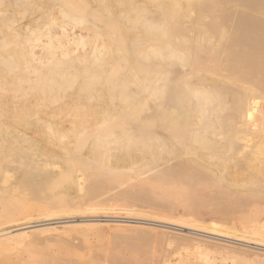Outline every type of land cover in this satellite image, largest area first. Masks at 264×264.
Listing matches in <instances>:
<instances>
[{
  "label": "rangeland",
  "instance_id": "1",
  "mask_svg": "<svg viewBox=\"0 0 264 264\" xmlns=\"http://www.w3.org/2000/svg\"><path fill=\"white\" fill-rule=\"evenodd\" d=\"M23 1L0 0V264H264V251L262 253L255 249L264 246V85H257L256 81L248 78L244 66L233 65L231 68V58L226 52L219 54L217 62L205 63L204 67L197 62V65L190 63L191 67H185L184 63H188L183 62L184 55L181 56L183 59H178L175 63L169 59L164 60L169 61L168 64L166 62L167 66H163H166L164 69L163 62L160 64L161 59L158 57L157 60L136 58L134 55L139 50L152 49L153 46L144 45L137 49L125 42L117 48L115 37L112 40L110 35L114 34L117 38L118 31L113 27L102 26L98 21L102 17H111L108 14L115 9L105 12L100 0H77V5L88 4L91 9L87 8L86 15L76 17V20H84L75 22L62 17L65 14L53 4L56 0ZM113 1L116 6L117 3ZM119 8V12L113 11L114 15H111L115 16L117 13V17L123 16L119 14L123 9ZM80 17L82 18L79 19ZM85 24L92 30L89 31ZM97 28L107 38L104 44L94 42L97 32L99 33ZM122 29L128 35L132 33L130 37L143 34L138 29L140 33L135 29ZM104 30L110 31V34ZM125 31H122L124 35ZM63 32L66 33L67 40ZM49 35H56L61 40L49 43ZM82 36L85 37L83 41L90 39L86 41L89 44L75 43ZM47 43L49 46L45 48ZM117 57L118 60L114 59ZM238 69L245 70V74L243 71L236 74L240 72ZM163 70L170 71L168 83L174 79L180 80V83L188 79L187 83L183 82L187 87L195 84L189 89L205 87L203 89L209 96V101L212 100L209 103L214 108L208 103L205 116L194 113L190 121L197 125L188 128V131L202 130L204 121L208 122L211 118V128L200 132L204 136L201 137L202 140L189 141L190 143L184 141L188 143L187 146H183V141L182 145L180 141H173L175 146L169 144L174 146L170 148L173 151L167 152L170 146H165L166 143L163 144L160 140L163 134L170 137L172 132L158 127L159 123L155 119L150 130L152 133L156 132V141L160 139L162 144L156 146L158 142L154 141L156 149L153 153L134 151L137 149L123 152L111 150L114 152L109 151L105 159L98 157V162L94 160L97 156H93L91 149L95 142L91 141L90 135L97 132L101 124H139L141 121L145 122V118L154 119L155 107L160 103L151 88L161 83L153 72ZM149 73L153 75L150 76ZM144 81L148 85L142 84ZM134 91H141L142 94L138 103L135 101L136 109L131 111L133 104L126 97ZM211 96H217V99ZM251 97L258 103L254 105L257 110H254L252 121L243 115L244 102ZM127 112L132 115L125 119V123L121 116ZM198 116H204L203 121ZM214 121L216 123H212ZM183 122L186 120L180 119V123ZM239 123H244V126ZM227 125L230 128H226ZM73 126L80 128H76V131ZM224 128L225 131L228 130L226 133ZM250 130L255 132L254 135ZM229 131L232 135L228 134ZM205 135L210 139H205ZM249 136L256 138L255 142H251L254 139ZM230 137L232 141H229ZM194 142L199 143L191 145ZM205 142L215 143L216 149L215 145L208 146ZM181 148L183 154L175 151H180ZM54 156L57 157L52 158ZM131 156L140 157L134 159ZM151 158L153 162L150 161ZM168 160L173 162L168 163ZM164 161L168 164H164ZM189 163L192 170L185 172L181 167L184 170L177 173L180 169L178 166H190L185 165ZM106 165L107 168L102 167ZM194 167L199 168L195 170ZM193 171L198 175L196 178ZM233 172L239 173L238 177L241 174L244 177L238 180ZM210 173L219 177L218 180L213 179L214 176ZM24 177H29L32 179H28L30 183H33L28 184ZM220 177L225 180L221 181ZM228 177L229 181L235 179L237 183H229ZM244 178L248 179L245 182L247 184L253 180L261 182L262 188L257 182L244 184ZM241 180L243 182L239 183ZM93 181H102L103 184H95ZM24 184L26 185L23 186ZM94 184L99 188L92 187ZM214 184H218L217 187ZM250 187L252 188L249 189ZM254 189L263 191L251 192ZM230 190L235 191L230 193ZM221 206L226 207L228 215ZM159 219L162 221L159 222ZM60 220L62 221L58 224ZM230 227L233 232L229 230ZM229 232L235 236H229ZM214 235L232 239L236 237L235 240L251 246L218 241L214 239ZM212 237L213 241L210 240ZM217 241L224 245L220 244V247L219 243H215Z\"/></svg>",
  "mask_w": 264,
  "mask_h": 264
},
{
  "label": "bare ground",
  "instance_id": "2",
  "mask_svg": "<svg viewBox=\"0 0 264 264\" xmlns=\"http://www.w3.org/2000/svg\"><path fill=\"white\" fill-rule=\"evenodd\" d=\"M58 1V2H57ZM77 0H56V2H53V4L56 6V7H59L62 12L66 15L63 16L62 14V17L63 18H66V19H70L72 20L73 22L75 21H82L84 20L82 17H80L79 19L81 20H76V17L77 16H80V15H86L87 13V8H90L91 7H88V4L86 6L84 5H77ZM92 1V0H91ZM113 0H100V4L101 6L104 7V9L106 10H103V12H107V11H110L113 10V8L115 10L113 11H118V8L119 7H122L123 10H120V13L119 14H122L123 16H120L117 17L116 15H118L117 13H115V16H112L114 15V13H112L113 11L110 12V15L108 14V16H111V17H102L100 18L98 21L100 24H102V26H106V27H113L114 29H116V31H118L117 33V38L116 36L113 34V35H110L112 36V40H114L113 37H115V44L117 45V48L119 46H123V43L125 42H128V43H131L130 45L133 46V48H137V49H140L141 47H143L144 45H150V46H153L152 49H148V50H139L138 54L137 55H134L136 56V58H141L143 60H150L151 58H155L158 57L159 60H163L161 61L160 60V64H162V67L166 64L167 61H164V60H168L170 62L173 61V63L177 62L178 59H183V62L185 61L186 63L188 64H185L184 63V66L188 65L187 67L190 66V63L191 64H195L196 62L200 65H202V67H204V64L205 63H213V62H217L218 61V57H219V54L221 52H226V54L228 55V57H230L231 59L229 60V63L231 65V68H233V65H241V66H244L245 69H246V76L250 79H253L254 82L257 84V85H264V0H115V2L117 3L116 6H114V1L112 2ZM25 2V0L23 1ZM28 2V1H26ZM19 4V3H18ZM53 5V6H54ZM54 6V7H55ZM94 7V6H92ZM96 7V5H95ZM53 8V7H52ZM101 8V7H100ZM120 9V8H119ZM53 10V9H52ZM99 10V9H98ZM93 10H91L92 12ZM100 11V10H99ZM90 12V11H88ZM112 13V15H111ZM49 14V13H48ZM46 17V16H45ZM121 17H123V19H121ZM60 18V17H59ZM62 20V19H61ZM51 22V21H50ZM42 23V22H41ZM89 23V22H88ZM30 24V23H29ZM78 24V23H76ZM92 25V23H90ZM86 25V24H85ZM50 26V25H48ZM90 26V25H88ZM94 26V24L92 25ZM91 26V27H92ZM96 26V25H95ZM68 27V26H67ZM87 27V25L85 26ZM98 27V26H97ZM34 28V27H33ZM89 29V31H91L92 29H90L89 27H87ZM93 28V27H92ZM95 28V27H94ZM100 28V27H99ZM122 28H128L129 30L130 29H135L136 31L138 30H141V32H143V34H134V36L130 37L132 35V33H130L131 35H128V33H126V31ZM98 29V28H97ZM101 29V28H100ZM100 29H98L99 33L97 32L96 34V38L94 42H96L97 44H104L106 41V37L103 33H100ZM138 29V30H137ZM83 30V29H82ZM87 30V29H86ZM121 30V31H120ZM64 31V30H63ZM105 33L108 32L110 34V31L108 30H104ZM125 31V34L123 32ZM29 32V31H28ZM27 32V34H28ZM33 32V31H32ZM36 32V31H35ZM145 32V33H144ZM22 33V32H21ZM26 33V32H25ZM24 33V35H25ZM138 33H140V31H138ZM30 34V32H29ZM64 34V35H63ZM63 36H65L66 38V33L63 32ZM18 35L19 32H18ZM48 35V33H47ZM129 36V37H127ZM48 40H49V43L53 42V40H61V38L59 37H56L53 36V35H49L48 36ZM65 38H62V39H65ZM106 38V39H105ZM25 39V38H24ZM85 39V37H81L80 39H76L75 43H77V45H80L81 43L80 42H86V41H89L90 39H87L85 41H83ZM67 40V38H66ZM129 40V41H128ZM38 41H36L37 43ZM40 42V41H39ZM75 43L74 46H75ZM88 42H86L87 44ZM89 44V43H88ZM60 45V43H59ZM94 45V44H92ZM114 45V44H113ZM119 45V46H118ZM48 43L46 44V47L47 48ZM51 46V45H50ZM63 46V45H62ZM103 47V45H101ZM100 46V48H102ZM106 46V45H104ZM83 47V46H82ZM129 47V46H127ZM181 47V48H179ZM61 48V46L59 47ZM105 48V47H104ZM132 48V47H131ZM129 48V49H131ZM190 48V49H189ZM96 49H99V48H96ZM128 49V50H129ZM44 51V50H43ZM120 51V50H119ZM132 51V50H131ZM95 53V52H93ZM118 54V53H117ZM66 55V54H65ZM184 55V57H183ZM116 56V55H115ZM118 56V55H117ZM125 56H130V55H125ZM155 56V57H154ZM183 58H182V57ZM187 58H186V57ZM191 56V58H190ZM123 57V56H122ZM181 57V58H180ZM120 58V57H119ZM126 58V57H124ZM114 59H117L118 60V57L117 58H114ZM129 59V57H128ZM174 59V60H173ZM157 60V59H156ZM155 60V61H156ZM176 60V61H175ZM100 61V60H99ZM169 61L167 62V64L169 63ZM190 61V62H189ZM132 62V61H131ZM152 62V61H151ZM111 63V61H110ZM137 63V62H136ZM158 63V62H156ZM196 63V65H197ZM159 64V65H160ZM166 64V66H167ZM137 65V64H136ZM159 65H155L160 67ZM172 65V63H171ZM174 65V64H173ZM177 65H179V63H177ZM218 65V64H217ZM153 66V65H152ZM165 66V67H166ZM185 66V67H186ZM193 66V65H192ZM157 67V68H158ZM163 67V69L165 68ZM175 67V66H174ZM183 67V66H182ZM191 67V66H190ZM201 67V66H200ZM238 67V66H237ZM177 68V67H176ZM175 68V69H176ZM197 68V67H196ZM155 69V68H154ZM153 68H151V70H154ZM160 69V68H159ZM237 69V68H236ZM180 70V69H179ZM178 70V71H179ZM182 70V69H181ZM240 72H236V74H240L241 71H244L245 70H240L238 69ZM147 71V70H146ZM145 71V72H146ZM197 71H200V69H197ZM93 72V71H92ZM158 71H155L153 73H155L157 76L156 77H159V80H160V83L159 85L156 86H152V91L154 93V96L157 97V100L158 102L160 103L157 107H155L156 109V115L154 116V119L152 118H145V122H142L141 123H126V120L125 119H128L129 117H131V111H133L135 108L136 109V103L135 101H139V96L142 94V92L138 91L139 93H136L134 91V93L130 92L127 94V97H126V100L128 99L129 102H131L133 105V107H131V111L130 112H127V113H124L121 117L125 120V123L124 125L122 124H119V125H116V126H111L108 125V124H101V127L100 129L97 131V132H94L90 135V139L92 142H95V145H94V148L92 147V151L91 153L93 154L94 157H96L94 160H97V158L101 157L102 159H105L104 157L106 156V154L111 151V150H114V151H133L132 149H137V150H134V151H142L144 153H153L154 150L156 149L155 146H153V143L154 141L155 142H158L157 144H155L156 146L157 145H161L162 143L165 144V146L168 144L171 143V145H176V144H173L172 142L173 141H180V143L183 141H200L201 137H204L202 134H200L201 131L203 130H208L211 128V121L209 118L208 122H205L204 121V125H203V129L202 130H198V131H192V129H190V131H188V128L190 127H196L195 125H197L196 123H192L190 121V118H192L191 116L195 115L196 114H199L201 116L204 115L206 113V109H207V104L211 101H209V96L206 94L205 90L203 88L202 89L197 87V88H190L189 87H193L194 85H190L189 87H187V85H185V83L183 82H186V80L188 81V79H184L183 81H181L182 83H180L179 81H175V79L171 82H167V79L169 77V74L168 72H170L168 70V72L166 71H159V73H157ZM172 72V71H171ZM176 70L173 71V73H175ZM183 72V71H182ZM91 73V72H90ZM178 73V72H177ZM192 73V72H191ZM200 74V72H198ZM197 73V74H198ZM151 74V75H150ZM178 74H181V73H178ZM177 74V75H178ZM245 74V73H244ZM64 75V74H63ZM148 75V74H147ZM150 76H152L153 74L152 73H149ZM176 75V74H175ZM189 75V74H188ZM243 75V74H242ZM241 75V76H242ZM127 76V75H126ZM132 76V75H131ZM149 76V78H150ZM186 76V75H185ZM240 76V77H241ZM101 77V76H100ZM130 77V75H129ZM145 77V76H144ZM182 77V76H181ZM180 77V78H181ZM188 77V76H187ZM64 78V77H63ZM98 78V77H97ZM104 78V77H103ZM127 78V77H126ZM133 78V77H131ZM153 78V77H152ZM178 78V77H177ZM65 79V78H64ZM129 79V78H128ZM126 79V80H128ZM146 79V78H144ZM155 79V77H154ZM154 79H151V80H154ZM158 79V78H156ZM117 80V79H116ZM119 80V79H118ZM134 80V79H132ZM158 80V81H159ZM65 81V80H64ZM175 81V82H174ZM129 82V81H128ZM147 82V81H146ZM120 83V81H119ZM130 83V82H129ZM133 83V82H132ZM137 83V82H136ZM145 83L142 82V84ZM149 83V82H148ZM187 83V82H186ZM199 83V82H198ZM210 83V82H209ZM124 83H122L123 85ZM131 84V83H130ZM147 84V83H145ZM202 84V82H201ZM205 84V83H204ZM224 84V83H223ZM251 84V83H249ZM139 85V84H138ZM148 85V84H147ZM145 85V86H147ZM252 85V84H251ZM118 86V85H117ZM127 86V85H125ZM144 86V85H143ZM144 86V87H145ZM120 87V86H118ZM143 87V88H144ZM196 87V86H195ZM219 87H222V86H219ZM147 88V87H146ZM208 88V87H207ZM223 88V87H222ZM221 88V89H222ZM145 89V88H144ZM120 90V89H119ZM264 90V88H263ZM209 91V89H208ZM211 91V90H210ZM233 91V90H232ZM127 92V91H125ZM213 92V91H212ZM250 93V92H249ZM264 93V92H263ZM120 94V93H119ZM144 94V93H143ZM210 94V93H209ZM153 95V94H152ZM220 95H224V94H220ZM242 95V94H241ZM117 96V95H116ZM126 96V95H125ZM211 97H217V96H211ZM240 97V96H239ZM222 98V97H221ZM217 99V98H216ZM243 99V98H242ZM223 100V99H221ZM220 100V101H221ZM217 101V100H215ZM224 101H226L224 99ZM222 101V102H224ZM214 102V100H213ZM242 102V101H241ZM240 102V104H241ZM138 103V102H137ZM209 103V104H210ZM239 103V102H238ZM245 104V111H244V118L246 119H249L250 121L251 118H253L252 116H254V110H257V108L255 109L254 105H256V100L255 98H247L246 101L244 102ZM146 104V102L144 103V105ZM208 104V106H209ZM214 104V103H213ZM239 104V105H240ZM243 104V103H242ZM258 104V103H257ZM211 105V104H210ZM238 105V106H239ZM131 106V105H130ZM213 107V105H211ZM210 106V107H211ZM242 106V105H240ZM244 106H242L243 108ZM214 108V107H213ZM212 108V109H213ZM219 108V107H218ZM238 108H241V107H238ZM211 110V109H210ZM214 110V109H213ZM114 111V110H112ZM239 111H241L239 109ZM214 113V111H212ZM135 113V112H133ZM114 114V113H113ZM208 114V113H207ZM240 114V112H239ZM254 114V115H253ZM153 115V114H152ZM190 115V116H189ZM206 115V114H205ZM204 115V116H205ZM212 115V113H211ZM113 116V115H112ZM189 116V117H188ZM198 116V117H200ZM203 116V117H204ZM196 117V116H195ZM197 117V118H198ZM202 117V118H203ZM212 117V116H210ZM213 117H215V121H216V116L214 115ZM212 117V118H213ZM243 117V116H242ZM201 118V117H200ZM201 118V119H202ZM220 118H221V115H220ZM131 119V118H130ZM143 119V118H142ZM157 119V122L159 123L158 127L160 128H165L169 129V132L171 133L172 132V135L170 137H166V135H162V138L161 140L158 139V141H156V132L152 133L150 128L152 127V125H154V120ZM180 119H183L184 121L186 120V122L183 124L180 123ZM218 119V118H217ZM134 120V119H133ZM144 120V119H143ZM192 120V119H191ZM222 120V119H221ZM140 121V120H139ZM194 121V120H193ZM201 121V120H200ZM203 121V119H202ZM212 122V123H216V122ZM248 121V120H247ZM156 122V121H155ZM199 122V121H198ZM222 122V121H221ZM120 123H122L120 121ZM223 123H226V122H223ZM228 123V122H227ZM241 123V122H240ZM239 123V124H240ZM252 123V122H251ZM117 124V123H115ZM114 124V125H115ZM185 124V125H184ZM244 124V123H243ZM243 124H240L242 126H244ZM249 124V123H247ZM259 124V123H258ZM83 125V124H81ZM230 125V124H229ZM229 125L226 126V128H230ZM260 125V124H259ZM103 126V127H102ZM255 126V125H254ZM257 126V124H256ZM74 127V126H73ZM95 127V126H94ZM201 127V126H200ZM216 128V126H214ZM225 127V126H223ZM247 127V125H246ZM258 127V126H257ZM75 128V127H74ZM77 128V126H76ZM75 130L77 131L78 128H80V126ZM244 128V127H243ZM242 128V129H243ZM260 128V127H259ZM164 129V130H165ZM195 129V128H193ZM75 130H72L73 133L75 132ZM214 130V129H213ZM217 130V129H216ZM222 130V129H221ZM230 130V129H229ZM258 130V129H257ZM68 131V129H67ZM152 131H153V128H152ZM156 131V130H155ZM228 131V130H226ZM225 131V128H224V132L226 133ZM239 132H242L240 130H237ZM253 132V130H250ZM249 131V132H250ZM255 131V130H254ZM71 132V131H70ZM163 132V131H162ZM251 132V133H252ZM66 133V132H64ZM158 133V132H157ZM208 133V132H207ZM210 133V132H209ZM224 133V134H225ZM243 133V132H242ZM249 133V134H251ZM255 132H253V135H254ZM259 133V132H258ZM166 134V133H165ZM217 134V133H216ZM223 134V135H224ZM228 134H231L232 133L229 131ZM227 134V135H228ZM234 134V133H233ZM246 135V133H243V135ZM248 134V133H247ZM256 134H257V131H256ZM170 134L168 133V136ZM211 135V134H210ZM222 135V136H223ZM240 135V134H239ZM252 135V136H253ZM67 136V135H66ZM165 136V137H164ZM209 136V135H208ZM227 137V136H226ZM234 137V136H233ZM232 137V138H233ZM245 137V136H244ZM250 137V136H249ZM159 138V136H158ZM210 139L209 137H207L205 135V139ZM242 138V137H241ZM241 138H239L241 140ZM251 138V137H250ZM204 139V140H205ZM251 139H254V140H251ZM251 142L256 140V138H251ZM75 140V139H74ZM89 140V139H88ZM162 141V143L160 141ZM202 140V139H201ZM227 140V139H226ZM229 140V138H228ZM249 140V138H248ZM76 141V140H75ZM165 141V142H163ZM229 141H232L231 140V137H230V140ZM234 141V140H233ZM204 142V141H202ZM201 142V144H202ZM209 142H211V140H209ZM243 142H246V141H243ZM250 142V143H251ZM175 143V142H174ZM177 143V142H176ZM190 143V142H189ZM199 143V142H197ZM197 143H192L191 145H196ZM229 143V142H227ZM92 144V143H91ZM187 146V142H184V145L183 146ZM204 144H208L209 145H215V143H208V142H205ZM203 144V145H204ZM216 144H219L218 142ZM226 144V143H224ZM231 144V143H230ZM233 144V142H232ZM241 144V143H240ZM243 144V143H242ZM246 144V143H245ZM256 144V143H253V145ZM171 145H169V150L167 152H169L170 148H173L174 146L171 147ZM182 145V143H181ZM202 145V146H203ZM228 145V144H227ZM226 145V146H227ZM234 145V144H233ZM93 146V145H92ZM163 146V145H162ZM164 146V147H165ZM206 146V145H205ZM203 146V147H205ZM206 146V147H208ZM219 146V145H218ZM232 146V145H230ZM230 146L229 149H230ZM248 146V145H247ZM246 146V149H248ZM166 147V148H168ZM189 147V146H188ZM192 147V146H191ZM216 145L214 146V149ZM242 147V146H241ZM250 147V146H249ZM177 148V147H176ZM219 150H220V147H218ZM182 150L179 151V149H175V151L177 153H182L181 151H183V148H181ZM209 149V148H208ZM212 146H211V150H212ZM225 149V147H224ZM223 149V150H224ZM188 150V148H187ZM186 150V151H187ZM190 150V148H189ZM114 151H111L114 152ZM173 151V150H172ZM217 151V150H216ZM227 151V149H226ZM226 151H223V152H226ZM229 151V150H228ZM232 152V151H230ZM89 152V154H91ZM156 153V152H155ZM179 153V154H180ZM184 153V151H183ZM182 153V154H183ZM120 154V153H119ZM118 154V155H119ZM161 154V153H160ZM170 154H172V152H170ZM227 154V153H226ZM157 155V154H155ZM173 155V154H172ZM175 155H178V154H175ZM258 155V154H257ZM115 156L112 155V157ZM57 156H54L52 158H55ZM107 157V156H106ZM131 157H134V156H131ZM137 158L140 157V156H136ZM136 157H134V159H136ZM143 157V156H142ZM232 157V156H230ZM251 157V156H250ZM98 158V159H99ZM129 158V157H128ZM92 159V160H93ZM101 159V160H102ZM178 159V158H176ZM182 159V158H181ZM143 160V159H142ZM179 160V159H178ZM247 160V159H246ZM119 161V160H118ZM148 161V160H147ZM146 161V162H147ZM152 161V158L151 160ZM156 161V160H155ZM159 161V160H158ZM175 161V159H174ZM230 161V160H229ZM98 162V160H97ZM100 162V160H99ZM153 162V161H152ZM165 162L167 161H164V164H166ZM169 162H173L172 160H168V163ZM178 162H181V161H177ZM186 162V161H185ZM195 162V161H194ZM101 163V162H100ZM155 163H158L157 161ZM167 163V164H168ZM177 163H173V165H177ZM182 163V162H181ZM187 163V162H186ZM193 163V162H192ZM87 164V162H86ZM116 164V163H115ZM150 164V163H149ZM148 164V165H149ZM166 164V165H167ZM172 164V163H171ZM203 164V163H201ZM249 164V163H248ZM103 165V164H102ZM118 165V164H117ZM123 165V164H122ZM163 165V163L161 164ZM185 165H190L189 164H185ZM88 166H91V165H88ZM142 166H145V165H142ZM158 166V164L156 165ZM204 166V165H203ZM220 166V165H219ZM93 167V166H92ZM98 167V166H97ZM96 167V168H97ZM101 167V166H99ZM103 168H107V165L106 167L102 166ZM126 167V165H125ZM130 167V166H128ZM163 167H167V166H163ZM162 167V168H163ZM177 167V166H176ZM183 167L185 169V172H187L186 170L190 171L192 170V167L191 165L190 166H185L182 164V166H178L177 168H180L179 171H177V173L181 172L180 170H182ZM95 168V169H96ZM110 168V167H109ZM195 168V167H194ZM196 168H199V167H196ZM195 168V170H196ZM208 168V167H207ZM113 169V168H111ZM169 169V168H168ZM183 169V170H184ZM206 170V168H204ZM230 169V168H229ZM167 170V169H166ZM165 170V172H166ZM24 171V170H23ZM170 171V170H169ZM198 171V170H197ZM201 171V170H200ZM240 172V171H239ZM215 173V172H214ZM24 174V173H23ZM174 174V173H173ZM180 174V173H179ZM212 174V173H210ZM216 174V173H215ZM235 174V175H234ZM237 174V175H236ZM25 175V174H24ZM168 175V174H167ZM214 176V174H212ZM218 175V174H217ZM221 175V174H220ZM254 175V174H253ZM256 175V174H255ZM36 176V175H35ZM34 176V177H35ZM185 176V175H183ZM193 176L196 178L197 173L193 171ZM230 176V175H229ZM233 176H236L237 179L239 180L240 177H244L242 174L240 177L239 176V173H236V172H233ZM252 176V175H250ZM20 177V176H19ZM51 177V176H49ZM218 177V176H217ZM224 178V176H221ZM220 177L221 181H224L222 178ZM257 177V175H256ZM25 178V177H24ZM33 178V176H32ZM37 178V177H36ZM200 178V177H199ZM219 178V177H218ZM218 178H216L214 176L213 179H216L218 180ZM232 178H235V177H232ZM231 178V179H232ZM248 178V177H246ZM28 182V184L30 183L29 180H32L30 179L29 177L28 178H25ZM29 179V180H28ZM49 179V178H48ZM51 179V178H50ZM183 179V177H182ZM21 180V179H20ZM35 180V179H33ZM52 180V179H51ZM187 180V179H186ZM197 180V179H196ZM228 181L230 180V178L228 177L227 179ZM226 180V181H227ZM235 181V179H233ZM243 180V179H242ZM239 181V183L243 182V181ZM248 179L245 180L244 178V184H247L245 182H247ZM174 181V179H173ZM211 181V179H210ZM213 181V180H212ZM211 181V182H212ZM234 181H229V183H237V180L234 182ZM253 180V182L250 181V185L251 183L254 184L256 183L257 181ZM24 182V181H23ZM47 182V181H46ZM95 184H103L101 183L102 181H99L98 182H95L93 181ZM33 183V182H31ZM30 183V184H31ZM199 183V182H198ZM201 183V182H200ZM206 183V182H205ZM227 183V182H226ZM238 183V184H239ZM259 183V182H257ZM261 183V182H260ZM259 183L260 187L262 186L261 184ZM27 184V186H28ZM94 184V186L92 185V187H96ZM156 184V183H154ZM219 184V183H218ZM217 184V185H218ZM243 184V183H242ZM247 184V185H249ZM26 184H24L23 186H25ZM37 185V184H36ZM163 185V184H162ZM216 184H214V186L217 187ZM220 185V184H219ZM264 185V184H263ZM98 186V185H97ZM100 186V185H99ZM227 186V185H226ZM234 186V185H233ZM244 186V185H243ZM30 187V186H28ZM90 187V186H89ZM231 187V186H229ZM238 187V186H237ZM248 187V186H247ZM96 188H99V187H96ZM95 188V189H96ZM101 188V187H100ZM133 188V187H132ZM234 189V187H231ZM252 187H250L249 189H251ZM256 188H258L256 186ZM262 188V187H261ZM35 189V188H33ZM71 189V188H70ZM224 189V188H223ZM227 189V188H226ZM249 189L247 191H249ZM264 190V187L262 188ZM261 189V190H262ZM72 190V189H71ZM74 190V189H73ZM125 190V189H124ZM195 190V189H194ZM228 190V189H227ZM257 190H260V189H257ZM256 190V191H257ZM260 190V191H261ZM262 190V191H263ZM95 191V190H93ZM122 191V189H121ZM127 191V190H126ZM221 191V190H220ZM219 191V192H220ZM235 190H230V193L233 192ZM246 191V189H245ZM245 191L243 193H245ZM254 190H252L251 192H254ZM255 191V192H256ZM259 191V192H260ZM256 193V194H259ZM234 193H239V192H234ZM214 194H216L214 192ZM242 194V192H241ZM117 195V194H116ZM213 195V194H211ZM231 195V194H230ZM235 195V194H234ZM244 195V194H242ZM192 196H193V193H192ZM215 196V195H214ZM261 196V195H259ZM195 197V196H194ZM250 197V196H249ZM196 198V197H195ZM204 198V197H203ZM212 198H215V197H212ZM248 199V198H247ZM201 199H199L200 201ZM236 200H241V199H236ZM196 201V200H195ZM209 201V200H208ZM211 201V199H210ZM231 201V200H230ZM248 201V200H246ZM200 203L202 204V201H200ZM227 203V202H226ZM240 203V202H239ZM228 204V203H227ZM234 204V203H233ZM200 206V204H198ZM215 205V204H214ZM217 205V204H216ZM225 205V204H224ZM219 206V205H218ZM228 208L230 209V206L227 205ZM202 207H207V206H202ZM201 207V208H202ZM221 209H225L226 207L224 206H221L220 207ZM227 208V210H228ZM195 209H198V208H195ZM215 209V208H214ZM231 209H233V206L231 207ZM215 210H218V209H215ZM255 210V209H254ZM252 210V212L254 211ZM206 211V210H205ZM210 211V210H209ZM226 211V209H225ZM233 211V210H232ZM250 211V210H249ZM218 213V212H217ZM221 213V211H220ZM230 213V212H229ZM234 213V212H233ZM232 213V214H233ZM237 213V212H236ZM235 213V214H236ZM249 213V212H248ZM195 214V213H194ZM214 214V213H213ZM226 214H227V211H226ZM130 215V214H129ZM195 215H198V214H195ZM221 215V214H220ZM228 215V214H227ZM226 215V216H227ZM230 215V214H229ZM251 215H254V214H251ZM233 216V215H232ZM235 216V215H234ZM224 217V216H223ZM231 217V216H230ZM203 218V217H202ZM247 218V217H246ZM90 219V218H89ZM164 219V218H163ZM235 219V217H234ZM100 220V219H99ZM221 219H219L220 221ZM224 221L226 220V217L225 219H223ZM238 220V219H237ZM259 220V219H258ZM257 220V221H258ZM62 220L59 221L58 224H60ZM66 221V220H65ZM72 220H70L71 222ZM77 221V220H75ZM79 221V220H78ZM83 221V220H82ZM90 221V220H89ZM157 221V220H156ZM162 221L159 219V222ZM168 221V220H167ZM189 221V220H188ZM214 221V220H213ZM230 221V220H229ZM232 221V220H231ZM230 221V222H231ZM256 221V220H254ZM253 221V223H254ZM58 222V221H56ZM55 222V223H56ZM68 222V223H70ZM88 222V221H87ZM137 222V221H136ZM151 222V221H150ZM158 222V223H159ZM169 222V221H168ZM175 222V221H174ZM218 222V221H217ZM221 222V221H220ZM228 222V220H227ZM232 225V223H230ZM246 222H249V221H246ZM252 222V221H251ZM66 223V222H65ZM72 223V222H71ZM162 223V222H161ZM170 223V222H169ZM219 223V222H218ZM242 223V221H241ZM48 224V223H47ZM50 224V223H49ZM156 224V223H155ZM167 224V223H166ZM175 224V223H173ZM172 224V225H173ZM187 224V223H185ZM240 224V223H239ZM247 224V223H246ZM43 225V224H42ZM159 225V224H158ZM182 225V224H181ZM196 225V224H195ZM212 225H215V224H212ZM210 225V226H212ZM219 225V224H218ZM224 225V224H223ZM243 225V224H241ZM39 226V225H38ZM37 226V227H38ZM44 226V225H43ZM161 226V225H160ZM163 226V225H162ZM244 226V225H243ZM253 226V225H252ZM164 227V226H163ZM167 227V226H166ZM173 227V226H172ZM177 227V225H176ZM189 227V226H188ZM209 227V226H208ZM229 227V226H228ZM241 227V226H240ZM32 228V227H31ZM179 228V226H178ZM178 228L176 230H178ZM182 228V227H181ZM207 228V227H206ZM231 228L230 227V231H231ZM256 228V227H255ZM184 229V228H182ZM203 229H205V227H203ZM209 229V228H207ZM204 230V231H207ZM214 228H212L211 230H213ZM247 229V228H246ZM253 229V228H252ZM191 230V229H190ZM196 230V229H195ZM198 230V229H197ZM219 230V229H217ZM216 230V231H217ZM250 230V229H249ZM248 230V231H249ZM186 231V230H185ZM200 231H202L200 229ZM214 231V230H213ZM226 231V230H225ZM242 231V230H241ZM247 231V230H246ZM252 231V230H251ZM180 232V230H179ZM190 232V231H188ZM198 232V231H197ZM215 232V231H214ZM224 232V229L222 230V233ZM233 232V231H231ZM229 232V233H231ZM253 232V231H252ZM187 233V232H186ZM209 233V232H208ZM228 233V231H227ZM234 233H236L234 231ZM244 233V232H243ZM254 233V232H253ZM252 233V234H253ZM147 234V233H146ZM182 234H185V233H182ZM196 234V233H194ZM193 234V235H194ZM198 234V233H197ZM204 234V233H203ZM202 234V235H203ZM238 234V233H237ZM245 234V233H244ZM251 234V235H252ZM144 235V234H143ZM202 235H199V236H202ZM213 235V234H212ZM229 235V234H228ZM233 235V233H231L229 236ZM241 235V234H240ZM243 235V234H242ZM198 236V235H197ZM215 236V235H214ZM224 236H226L224 234ZM235 235H233L234 237ZM187 237V235H186ZM185 237V239H186ZM202 237H205V236H202ZM216 237V236H215ZM242 237V236H241ZM253 237V236H252ZM251 237V238H252ZM209 238V237H208ZM244 238V237H243ZM195 239V238H194ZM193 239V240H194ZM207 239V238H206ZM213 237L210 239L212 240ZM218 241H222V242H225V243H232V244H236V245H242V246H251V245H247V244H244L242 243V241H237L235 239H232V238H229V237H223L222 236H218L216 238H214ZM239 239V238H238ZM192 240V239H190ZM200 240V239H199ZM209 240V239H208ZM243 240V239H241ZM246 240V239H244ZM195 241V240H194ZM202 241V240H201ZM205 241V240H204ZM213 241V240H212ZM215 241V240H214ZM215 242V243H219V242ZM211 243V242H210ZM213 244V243H212ZM220 244L222 243H219V246ZM224 244H222L221 246H223ZM227 245V244H226ZM220 246V247H221ZM234 246V245H233ZM258 246H262V244H258ZM225 248V247H224ZM229 248H232V247H229ZM240 248V247H239ZM246 249V248H245ZM252 249V247H251ZM254 249V247H253ZM255 249L257 250H261L264 251V246L262 247H256ZM246 251V250H245ZM247 252H250V251H247ZM255 253V252H254ZM263 253V252H262ZM240 255V254H239ZM238 255V256H239ZM250 255V254H249ZM251 255H256V254H251ZM242 256V255H240ZM249 257V256H248ZM261 260V259H260ZM40 263V262H39ZM262 263V262H261Z\"/></svg>",
  "mask_w": 264,
  "mask_h": 264
}]
</instances>
